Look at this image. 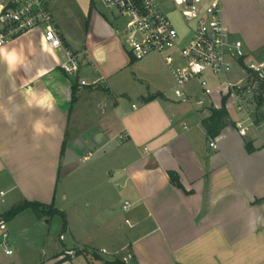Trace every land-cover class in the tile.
<instances>
[{
  "label": "crops",
  "instance_id": "1",
  "mask_svg": "<svg viewBox=\"0 0 264 264\" xmlns=\"http://www.w3.org/2000/svg\"><path fill=\"white\" fill-rule=\"evenodd\" d=\"M60 2L50 4L56 20ZM220 2L232 36L264 60V0ZM100 9L92 0L84 35L57 23L67 45L83 54L82 79L105 85L83 88L66 76L62 53L48 51L40 31L0 48V204L9 205H0V216L25 201L56 207L60 178L97 156L110 177L95 181L100 174L91 168L83 178L95 182L89 193L107 206L106 239L117 244L116 257H104L106 249L96 250L95 261L86 254L67 258L54 245L49 251L53 222L37 216L15 222L26 210L7 222L14 254L0 248V264H264V123L242 137L236 121L243 115L227 101L232 123L210 139L203 126L209 111L177 100L173 78L156 55L147 59L162 60L165 78L152 67L140 104L127 108L119 96H129L125 73L137 61L117 34L118 13L113 18ZM224 83L210 85L214 109L226 97ZM193 87L202 92L198 82ZM66 192L61 196L68 201ZM121 211L124 226L115 217ZM64 213V251L92 250L88 225L77 233Z\"/></svg>",
  "mask_w": 264,
  "mask_h": 264
},
{
  "label": "built area",
  "instance_id": "2",
  "mask_svg": "<svg viewBox=\"0 0 264 264\" xmlns=\"http://www.w3.org/2000/svg\"><path fill=\"white\" fill-rule=\"evenodd\" d=\"M52 1L0 0V48L26 34L40 31L46 49L62 53L60 67L66 76L83 88L105 85L104 79L92 82L82 79L83 54L67 45L51 11ZM97 1L117 11L122 20L117 34L123 38L136 61H144L154 55L163 59L173 78V92L179 102L191 103L210 113L213 106L208 98H213L214 93L207 75L212 74L217 79H224L221 91L228 97V105L243 115L236 121L242 137H248L250 129H258L264 123V90L260 87L264 81V60L248 54L244 43L232 36L223 22L220 0ZM167 3L181 10L182 29L170 19L165 8ZM235 67H239L246 77L232 82L230 75ZM195 82L202 92L194 91ZM120 139L124 141L126 137L121 136ZM211 147L217 148L215 141L211 142ZM1 194L4 196V192ZM130 207L127 202L123 209L128 211ZM10 244L8 223L0 219V248L7 256L14 254ZM102 253L107 251L102 250Z\"/></svg>",
  "mask_w": 264,
  "mask_h": 264
},
{
  "label": "rangeland",
  "instance_id": "3",
  "mask_svg": "<svg viewBox=\"0 0 264 264\" xmlns=\"http://www.w3.org/2000/svg\"><path fill=\"white\" fill-rule=\"evenodd\" d=\"M95 2L99 6V8H101V12L102 10H104L107 14L111 13V16L113 18L115 15H117V11L107 9L106 6L102 5L97 0H95ZM91 3L92 0H62L59 5V12L56 16L62 30L75 29L84 35L87 25L90 21L89 14ZM165 8L174 24L179 29H182L183 22L180 15L181 10L174 9L172 3H167ZM126 47L128 48V50H130L127 45ZM136 66H138L140 69H137ZM152 67H156V70L154 71L157 76L162 79L165 78L164 71L166 69H164L162 60L158 57H154L152 59H147L144 61H137L134 67L126 71L125 74H127L129 78L128 88L126 89L129 96H119V99L120 102H123V104H125L127 108H131L133 104H140V99L144 95L146 88L149 87V81L146 74H151ZM245 76L246 74L244 72L234 69V72H232L230 78L232 81H236L238 78H244ZM207 79L210 82V85L214 88L218 83L221 84L224 82V79H222L221 77L217 79L212 74H208ZM97 158L98 157L96 156L89 165L82 167L70 178H60L56 195V197L58 198L56 200V208L60 210L64 209L63 211L68 213L73 230L75 232H79L80 227L83 225V223L85 225H88L87 233L90 237L89 245L92 250L84 249L82 251H78L77 249L64 251L63 243L60 241V236L63 234V220L62 217L55 216L53 219H47L48 221L53 222L52 225L49 226V231H51L52 235V240L49 241V251L52 245H54L58 247L59 251H63L62 254H64V256L67 258L86 254L91 257V261H95L98 258V253L96 250L99 251L102 249H106V251L108 252V255H104V257L106 258L115 256L114 253L116 250H114V247H116L117 244L112 242V240L106 239L109 236V234H107L106 236L105 230L106 226L109 224L108 222H105V220L109 218L107 206L105 202L99 201L96 195L89 193V191L94 188L93 185L95 182H93L92 179L83 178L85 174L84 172H86V170H91V168H94L96 170V173L100 174L99 178L95 181L100 180V182H102L105 180V177H110L109 172L107 173L108 170L104 169L105 167L107 168L108 164L106 165V162L104 160H102V162L98 161ZM115 190H117L116 192L119 193L118 201L123 200V197L120 196V190L117 187L115 188ZM64 191H67L66 193L69 195L68 201L63 200L61 196ZM5 200L8 201V198H6ZM87 204H91V207H89ZM0 205L9 208L8 204ZM122 205L123 201L121 202L120 207H122ZM35 216L36 215L34 211L30 210L26 214L18 218L15 222H36ZM124 216L125 215L123 211H121L120 213L116 212L115 214V217L117 218L116 220L118 221L117 223H120L123 226L125 224ZM0 219H3V217L0 216ZM79 219L87 220L89 222H77ZM96 220L100 222H93ZM44 222H46V220H44ZM66 243H69V239L66 241ZM67 252H73L74 254L68 255Z\"/></svg>",
  "mask_w": 264,
  "mask_h": 264
},
{
  "label": "trees",
  "instance_id": "4",
  "mask_svg": "<svg viewBox=\"0 0 264 264\" xmlns=\"http://www.w3.org/2000/svg\"><path fill=\"white\" fill-rule=\"evenodd\" d=\"M248 74H250L253 77H257L256 74H254L251 71H248ZM260 87L262 90H264V81L261 83ZM227 101H228V97L226 96L223 98L222 107L220 109L211 108L209 117L203 120V126L205 127V130L207 131V134L210 137V139L220 136L222 131L232 123L230 120L229 111L226 108ZM171 178L173 183L176 185L177 184L176 177L174 175H171ZM26 210L34 211L38 219H44V218L53 219L55 216H60L62 217L63 220L64 229L67 227L66 214L60 211L59 209H57L54 206V204L45 206L40 203L25 201L20 205L12 208L4 215H1V217H3V219L7 222H11L18 215H20ZM115 263L124 264L119 261H116Z\"/></svg>",
  "mask_w": 264,
  "mask_h": 264
},
{
  "label": "clouds",
  "instance_id": "5",
  "mask_svg": "<svg viewBox=\"0 0 264 264\" xmlns=\"http://www.w3.org/2000/svg\"><path fill=\"white\" fill-rule=\"evenodd\" d=\"M8 119H10V117Z\"/></svg>",
  "mask_w": 264,
  "mask_h": 264
}]
</instances>
